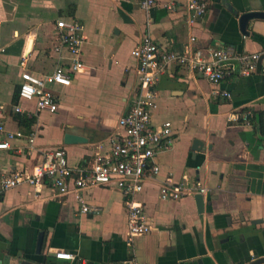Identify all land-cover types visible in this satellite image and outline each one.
I'll return each instance as SVG.
<instances>
[{
  "label": "crops",
  "instance_id": "obj_1",
  "mask_svg": "<svg viewBox=\"0 0 264 264\" xmlns=\"http://www.w3.org/2000/svg\"><path fill=\"white\" fill-rule=\"evenodd\" d=\"M170 1L157 0L146 14L140 0H0V119L10 132L36 133L32 149L16 138L11 150H0V173L33 172L43 152L58 148L66 150L71 168L83 167L93 145L116 132L130 108L139 77L132 52L147 33L178 53L194 37L192 48L204 57L214 46L264 54V19L250 20L245 29L240 24L243 14L264 12V0H206L208 12L194 26L185 0L174 13L164 8ZM60 19L82 27L81 59L90 72L74 75L69 87H50L59 101L55 114L37 112L35 101H16V95L23 71L43 75L69 63L67 50L55 52ZM220 88L232 99L214 97L213 85L178 65L159 78L153 121L171 122L175 142L156 157L158 180L138 196L150 233L129 242L124 197L114 187L84 191L101 212L83 215L74 194L22 186L0 196V264L37 259L40 234L43 255H55L51 264H264V73H235ZM17 105L23 113L15 112ZM245 115L249 125L241 121ZM22 116L34 123H22ZM67 133L87 142L65 145ZM194 140L204 143L202 152L193 153ZM168 176L210 190L202 214L195 198L161 200L159 185ZM60 253L74 259H58Z\"/></svg>",
  "mask_w": 264,
  "mask_h": 264
},
{
  "label": "built area",
  "instance_id": "obj_2",
  "mask_svg": "<svg viewBox=\"0 0 264 264\" xmlns=\"http://www.w3.org/2000/svg\"><path fill=\"white\" fill-rule=\"evenodd\" d=\"M181 0H172L164 8L176 12ZM157 0H140V7L149 14L157 7ZM188 12V24L194 26L202 20L209 9L206 0H185ZM148 21V26H150ZM1 25V21H0ZM58 45L55 52L61 56L63 50L69 54L67 65L59 62L51 73L38 75L23 71L18 89L20 101L36 102L37 112L46 111L55 114L58 111V96L50 89L53 85L69 87L73 76L89 73L81 57L86 37L82 27L72 20L60 19L56 22ZM190 43L181 52L162 48L149 33L145 34L132 55L137 61L138 87L128 112L118 121V130L105 141L93 145V156L83 167L71 168L64 148L43 152V162L33 172L15 170L0 173V196L15 188L30 186L41 192L49 185L60 196L74 194L83 215L100 214L101 208L89 204L83 192L98 187H114L123 197L128 216L129 242L152 231V226L145 213L144 204L138 196L144 192L145 185L157 181L161 172L156 157L173 148L175 138L171 122L155 124L154 111L157 108L158 92L156 85L171 65H178L191 74L198 75L214 86L212 95L216 98L231 100L232 94L222 90L220 85L231 75L249 77L264 73V54L238 52L233 46H214L207 48V57L202 51L194 50ZM1 50V43H0ZM4 107H0V112ZM16 113L24 110L17 105ZM28 114H31L28 112ZM37 115V114H36ZM243 124H250L249 115L241 119ZM0 150H11V141L16 138L28 140L31 149L36 140V133L29 135L22 132H10L0 119ZM210 190L200 182L177 183L168 176L159 185V196L163 201L176 202L197 195H207ZM62 260H73L72 254L60 253Z\"/></svg>",
  "mask_w": 264,
  "mask_h": 264
},
{
  "label": "water",
  "instance_id": "obj_3",
  "mask_svg": "<svg viewBox=\"0 0 264 264\" xmlns=\"http://www.w3.org/2000/svg\"><path fill=\"white\" fill-rule=\"evenodd\" d=\"M255 18H263L264 19V12L259 13H245L240 17V24L243 29L246 28L248 22ZM87 140L83 137L76 136L73 134H65L64 136V144L65 145H73L77 143H86ZM205 148V145L200 140H194L192 151L193 153L202 152ZM195 201L197 204V209L200 214H202L206 207L205 197L204 195H197L195 196ZM210 206V204H208ZM44 235L40 234L37 242V249H36V255L38 256L37 259L30 260L28 258L23 259H16V261L12 262L10 261L8 264H51L49 261L50 258H54L55 255H47L44 256L43 251V239Z\"/></svg>",
  "mask_w": 264,
  "mask_h": 264
},
{
  "label": "trees",
  "instance_id": "obj_4",
  "mask_svg": "<svg viewBox=\"0 0 264 264\" xmlns=\"http://www.w3.org/2000/svg\"><path fill=\"white\" fill-rule=\"evenodd\" d=\"M19 99L18 94L16 95V101ZM22 123H26L27 125L31 126L34 123L33 119H28L27 117L22 116L21 118Z\"/></svg>",
  "mask_w": 264,
  "mask_h": 264
}]
</instances>
